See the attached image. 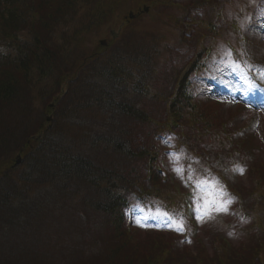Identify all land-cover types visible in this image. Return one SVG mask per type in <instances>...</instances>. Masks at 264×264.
<instances>
[{
    "label": "trees",
    "instance_id": "16d2710c",
    "mask_svg": "<svg viewBox=\"0 0 264 264\" xmlns=\"http://www.w3.org/2000/svg\"><path fill=\"white\" fill-rule=\"evenodd\" d=\"M118 1L0 0V264H264V163L191 81L210 69L221 34L232 35L222 41L249 78L263 72L246 21L252 13L256 25L258 10L239 1L230 15L220 0L173 1L181 42L198 46L177 81V68L158 63L160 50L131 31L82 47L83 32L121 11ZM153 1L167 0L139 5ZM249 161L256 184L244 191L229 179ZM213 175L236 209L227 229L243 239L235 247L215 230L211 255L188 198ZM135 207L182 220V238L173 227L136 230Z\"/></svg>",
    "mask_w": 264,
    "mask_h": 264
},
{
    "label": "rangeland",
    "instance_id": "374dc122",
    "mask_svg": "<svg viewBox=\"0 0 264 264\" xmlns=\"http://www.w3.org/2000/svg\"><path fill=\"white\" fill-rule=\"evenodd\" d=\"M173 1L174 3L177 1L185 4L197 2V0H172L171 5V0H167L163 4L156 3V5H154V2L156 1H153L150 5L140 6L139 0L118 1L117 6L120 7L121 11H118L116 15L113 14V18L109 20L105 26H101L97 30L93 29L90 34H85L83 32L85 42H81L82 47L91 51L90 49L100 43L101 40L108 41L112 37L115 38V35L125 29L126 31H131L140 36H144L147 39L145 40L146 47L150 48L155 45V47L161 52V55L156 57L157 62L162 65L167 64L168 67L171 65L173 68L176 67L178 72L174 71L171 74H174L173 77L180 74L177 81L184 79L183 77L192 68L189 61L192 60L191 57L194 58L198 46L194 45L192 42L194 46L190 48L187 44L181 42L180 30L177 29L174 18L169 20L172 15H181V13L177 11ZM220 1L223 2L225 11H228L230 15L234 14L233 8L236 3L239 4V1H242L244 7L249 6L250 8L258 10L257 15L260 17L259 21H261V24L254 30V32L257 33V38L255 37L256 43H254L253 46V53H255L258 58H260V56L264 58V44L262 42L264 39V0ZM129 6L131 8L130 10H132L133 7V10H139L140 12L131 11L134 16L130 17V11L128 13V11L125 10ZM204 10L211 11V8H204ZM82 12L83 11H80V13ZM251 35L254 36L253 32H251ZM221 36L222 37L216 39V49L210 54V61L208 62L209 68L211 67L214 69L212 70V73H217L219 75L207 74V76L211 77L208 78L206 74L201 72L196 77L191 75V81L198 85H209L204 91L206 92L205 98L208 99L209 97L214 105H216H212L213 109L222 112V115L218 116L219 119H223V121L231 119L232 122L230 121L231 124L229 125V128L232 129V134L236 139L243 140L240 142L242 149L254 151L256 158L262 160L264 163V85L259 86L257 91L252 93L256 96L253 98V102L252 99L249 101L248 96L253 87L250 88V86H247L243 78H239L236 81L232 80L233 76L230 74L231 71L234 70L232 65L233 54L222 40H224V38L231 39L232 35L225 36L224 34H221ZM251 39H254V37H251ZM167 46H169L170 49H167ZM167 57H169L170 60L166 63L165 58ZM171 57H173V59H171ZM239 71L243 77L244 75L242 71ZM250 102L253 103L251 107L249 105ZM174 159H171V161H173L172 168L176 182L178 185L183 186L185 190H188L182 182V165L179 164L180 162L177 164L174 163ZM252 164L253 162L249 161L244 164L243 167L236 168L234 170L235 174L231 175L230 179H228L232 183L237 184L238 188L244 189V191H250L254 188L256 182L250 181L246 169ZM176 168L181 169V171L178 173L175 171ZM240 169H243V172H241ZM194 185L192 191L194 198L191 197L190 201L194 206L191 214L196 221V235L202 239L203 245H205L211 255H214L213 248L211 247L214 245L211 242L216 234L215 230H219L221 236L227 238L229 243L236 247L243 238L235 236L231 230H228L230 228L227 226L228 223L234 222L237 219L236 209L233 208L234 204L232 202L228 203V210L226 212H217L214 209H209L207 214H205V209L203 207L205 199L211 200L216 198L217 200L231 201V199L233 200L231 195L226 193L222 183H220L214 175L211 177H204V179L196 181ZM257 192L253 191L252 193L255 194ZM221 193H223V195H221ZM259 199H261L260 196H258V200ZM198 205L200 206L199 212L197 211ZM131 217L133 224L138 231H145V229L152 228L158 230L163 229L165 230L164 232H168L169 228H171L169 226L171 223L167 216L157 212H150L140 207L134 208ZM137 221H139V223H137ZM205 230H208V236L204 234ZM177 233H179V231H177ZM179 234L182 238L183 234ZM184 244H186V247L189 248L191 252L195 251L194 253H199L195 243L191 242V240L184 241Z\"/></svg>",
    "mask_w": 264,
    "mask_h": 264
},
{
    "label": "snow or ice",
    "instance_id": "6c2138e0",
    "mask_svg": "<svg viewBox=\"0 0 264 264\" xmlns=\"http://www.w3.org/2000/svg\"><path fill=\"white\" fill-rule=\"evenodd\" d=\"M262 75H264V74H262ZM177 159H178V157H177ZM175 171H177L179 173L181 171V169L176 168ZM240 171L243 172V169H240ZM198 183H200V182H198ZM221 195H223V193H221ZM230 202H231L230 200H217L216 198H213L211 200L205 199L204 205H203V207L205 209V214L208 213L209 209H214L217 212H226L228 210L227 204ZM197 211L198 212L200 211L199 205L197 206ZM162 215L168 216V213L164 212V213H162ZM169 219H171V218L169 217ZM137 223H139V221H137ZM169 226L175 228L178 231H183V228H184L182 220L181 221L171 220V224Z\"/></svg>",
    "mask_w": 264,
    "mask_h": 264
},
{
    "label": "water",
    "instance_id": "95a60500",
    "mask_svg": "<svg viewBox=\"0 0 264 264\" xmlns=\"http://www.w3.org/2000/svg\"><path fill=\"white\" fill-rule=\"evenodd\" d=\"M145 10H146V8H145ZM129 16H130V17H133V15H132L131 13L129 14Z\"/></svg>",
    "mask_w": 264,
    "mask_h": 264
}]
</instances>
